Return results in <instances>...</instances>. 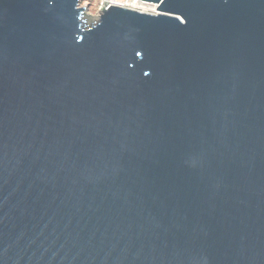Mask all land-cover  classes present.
<instances>
[{
    "label": "water",
    "instance_id": "1",
    "mask_svg": "<svg viewBox=\"0 0 264 264\" xmlns=\"http://www.w3.org/2000/svg\"><path fill=\"white\" fill-rule=\"evenodd\" d=\"M0 0V264H264V0Z\"/></svg>",
    "mask_w": 264,
    "mask_h": 264
},
{
    "label": "built area",
    "instance_id": "2",
    "mask_svg": "<svg viewBox=\"0 0 264 264\" xmlns=\"http://www.w3.org/2000/svg\"><path fill=\"white\" fill-rule=\"evenodd\" d=\"M111 3H116V4H121V5H126V6H131V7H136V8H141V9H146V10H151V11H156V5L153 3H149L143 0H108ZM82 6L87 7L90 5L89 0L84 4H81ZM101 6V5H100ZM88 13L91 15H97L98 11L96 13L91 12L90 7L88 9Z\"/></svg>",
    "mask_w": 264,
    "mask_h": 264
},
{
    "label": "rangeland",
    "instance_id": "3",
    "mask_svg": "<svg viewBox=\"0 0 264 264\" xmlns=\"http://www.w3.org/2000/svg\"><path fill=\"white\" fill-rule=\"evenodd\" d=\"M99 1L100 0H96L94 3H93V5H92V11L91 12H93V13H96L97 11H98V9H99V7H100V5H101V3H102V1L103 0H101V2L99 3ZM87 2V0L86 1H83L82 3H86ZM94 15V14H93Z\"/></svg>",
    "mask_w": 264,
    "mask_h": 264
},
{
    "label": "trees",
    "instance_id": "4",
    "mask_svg": "<svg viewBox=\"0 0 264 264\" xmlns=\"http://www.w3.org/2000/svg\"><path fill=\"white\" fill-rule=\"evenodd\" d=\"M96 0H89V2H90V10L92 11V5H93V3L95 2ZM101 2V0L99 1V3Z\"/></svg>",
    "mask_w": 264,
    "mask_h": 264
},
{
    "label": "clouds",
    "instance_id": "5",
    "mask_svg": "<svg viewBox=\"0 0 264 264\" xmlns=\"http://www.w3.org/2000/svg\"><path fill=\"white\" fill-rule=\"evenodd\" d=\"M84 1H86V0H84ZM83 2V1H82ZM82 4V3H81ZM82 6V5H81Z\"/></svg>",
    "mask_w": 264,
    "mask_h": 264
}]
</instances>
